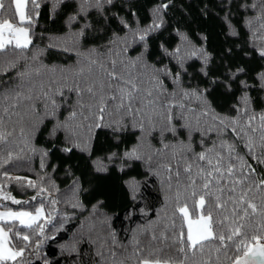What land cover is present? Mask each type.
<instances>
[{
    "label": "snow or ice",
    "instance_id": "1",
    "mask_svg": "<svg viewBox=\"0 0 264 264\" xmlns=\"http://www.w3.org/2000/svg\"><path fill=\"white\" fill-rule=\"evenodd\" d=\"M182 6L0 0V264H264V0Z\"/></svg>",
    "mask_w": 264,
    "mask_h": 264
},
{
    "label": "trees",
    "instance_id": "2",
    "mask_svg": "<svg viewBox=\"0 0 264 264\" xmlns=\"http://www.w3.org/2000/svg\"><path fill=\"white\" fill-rule=\"evenodd\" d=\"M41 2V17L39 18L38 21V28L40 31H43L44 29H48V33L46 35H59V36H64L66 33H69L73 31L74 29H70L66 27L64 20L65 18H57V22L53 24L52 20L48 17V9L43 7L45 3L48 2V0H40ZM207 3L210 8H212V5L214 3V0H183V5H186L187 7H181L178 10L177 16L179 14V11H183L185 15L190 16V17H199L200 9L203 7V5ZM49 7L51 5L49 4ZM14 11V9H13ZM213 13H215L216 9L212 8ZM18 19V18H17ZM206 26H208L211 30L215 31V22L212 19H208L203 21ZM99 35L103 36V33H99ZM108 37H104L102 40H97L93 44H89L88 47H94L98 46L101 44H105L107 41ZM45 63L51 66H60L66 69L72 68V66L76 63L77 57L74 53L72 52H65V53H60V52H53L49 55H47L45 58ZM255 66V65H253ZM9 130L11 131V126H9ZM47 135L46 131L43 132L42 135L39 136V140L41 142H44V137ZM65 158L63 157L62 154L56 152L55 154L51 155L49 158V163L51 165L57 166L56 172L52 173L53 177L55 178L56 184L63 190L66 189L67 186L71 183L70 179H65L64 175V170L69 167V165H77L80 163L79 160H77L75 157L71 160L68 161L67 163L64 162ZM32 167L35 168L37 171L39 170V160L38 158L33 160L32 162ZM49 172H51V168L48 169ZM139 171V169H136L133 171V175L136 174V172ZM16 174V173H14ZM19 174L23 175H28L32 178H35L34 173L32 172H22ZM11 188H14V186H10ZM29 194L31 193V190H29ZM13 195L17 196V198H27L25 196H22L19 194L18 191H13ZM154 199H153V204L158 208L159 207V193H154L153 194ZM10 203V202H9ZM13 208H17L18 206L16 205H10ZM117 226H119V221L116 222ZM185 231H186V226H185ZM45 251L49 254V256L52 255V253L55 251L54 246L53 247H46ZM163 255V254H162ZM229 255L233 256L234 252L229 251ZM220 259L222 261V264H231L230 260H226L223 253L220 254Z\"/></svg>",
    "mask_w": 264,
    "mask_h": 264
}]
</instances>
